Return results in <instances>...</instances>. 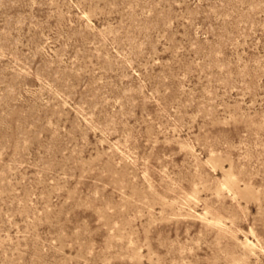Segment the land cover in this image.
Segmentation results:
<instances>
[{
	"label": "rangeland",
	"instance_id": "rangeland-1",
	"mask_svg": "<svg viewBox=\"0 0 264 264\" xmlns=\"http://www.w3.org/2000/svg\"><path fill=\"white\" fill-rule=\"evenodd\" d=\"M229 262L264 264V0H0V264Z\"/></svg>",
	"mask_w": 264,
	"mask_h": 264
},
{
	"label": "bare ground",
	"instance_id": "bare-ground-1",
	"mask_svg": "<svg viewBox=\"0 0 264 264\" xmlns=\"http://www.w3.org/2000/svg\"><path fill=\"white\" fill-rule=\"evenodd\" d=\"M255 163V162H254ZM225 174H227V176L229 175V178L231 177L230 176V174H228V173H225ZM224 174V175H225ZM226 176V175H225ZM227 176L225 177L226 179H227ZM238 176V175H237ZM113 177V176H112ZM226 179H225V181H226ZM236 179V178H235ZM235 179L233 180V182L235 183L236 181H235ZM224 181V180H223ZM224 181V182H225ZM228 181V180H227ZM230 181V180H229ZM228 181V183H226L227 185H229V188H230V182ZM128 183H130V182H128ZM230 183V184H229ZM238 183V182H237ZM263 184V183H262ZM226 185V186H227ZM234 185V184H233ZM252 185V184H251ZM254 185V184H253ZM218 187V186H217ZM216 187V188H217ZM223 187H225V186H223ZM235 187V186H234ZM237 187V186H236ZM240 187V186H239ZM251 187H253V186H251ZM255 187V186H254ZM226 188V187H225ZM218 189H220V188H218ZM241 189V187L239 188V190ZM215 190H217V189H215ZM228 190V189H227ZM233 190V189H232ZM218 191V190H217ZM220 191V190H219ZM235 191H237V190H235ZM235 191H234V194H235ZM238 192V191H237ZM241 192V191H240ZM247 192V190L244 192V193H246ZM214 193V192H213ZM216 193H218V192H216ZM231 193H232V191H231ZM231 193H229V194H231ZM248 193V192H247ZM252 193V192H251ZM257 194V193H256ZM159 195V194H158ZM219 195H222V194H219ZM236 195V194H235ZM245 195V194H244ZM244 195H242V196H244ZM253 195V194H252ZM234 196V195H233ZM247 196H248V194H247ZM160 197V196H159ZM235 197H237V196H235ZM253 197H256V195L255 196H253ZM257 197H258V195H257ZM259 198V197H258ZM257 198V199H258ZM255 199V198H254ZM174 200V199H173ZM234 200V199H233ZM253 200V198L251 197V201ZM262 200V199H261ZM161 201H163L162 199H161ZM167 201V200H166ZM174 202V201H173ZM255 202H258V204H260L259 202H261V201H256V199H255ZM161 203V202H160ZM184 203V205H185V202H183ZM199 203V202H198ZM164 204H165V202H164ZM175 204H176V202H175ZM235 204V203H234ZM167 205H168V203H167ZM173 205V204H172ZM172 205H171V207L169 206L168 208H172ZM261 205V204H260ZM174 206V205H173ZM179 206H180V204H179ZM178 208V210H179V207H177ZM183 208L185 209V207L183 206ZM173 209V208H172ZM170 210V209H169ZM177 210V209H176ZM173 211V210H172ZM211 211V210H210ZM179 212V211H178ZM174 213H176V212H174ZM217 216V215H216ZM219 216V215H218ZM220 217V216H219ZM211 218V217H210ZM215 218V217H214ZM213 218V219H214ZM206 219V218H205ZM212 219V218H211ZM209 220V219H208ZM218 220H220V219H218ZM209 221H211V220H209ZM214 221H216V220H214ZM212 222V221H211ZM213 223V222H212ZM214 224V223H213ZM209 225H210V223H209ZM212 225V224H211ZM210 225V226H211ZM215 225H217V224H215ZM224 226V225H223ZM223 226H220V227H223ZM226 226V225H225ZM214 227V226H213ZM219 227V228H220ZM220 230V229H219ZM225 230H228V229H225ZM231 232V231H230ZM252 233V232H251ZM224 236V235H223ZM222 236V237H223ZM253 237H254V235H253ZM258 237V236H257ZM249 240V239H248ZM250 241V240H249ZM255 243V242H254ZM247 244V243H246ZM254 252V251H253ZM250 253V252H249ZM243 258V257H242ZM244 259H242V261H243ZM235 262V261H234ZM229 264H230V262H229Z\"/></svg>",
	"mask_w": 264,
	"mask_h": 264
}]
</instances>
